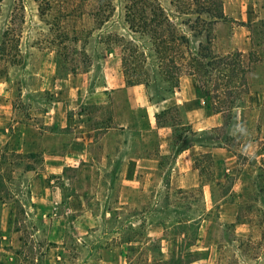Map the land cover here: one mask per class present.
<instances>
[{
    "label": "rangeland",
    "instance_id": "1",
    "mask_svg": "<svg viewBox=\"0 0 264 264\" xmlns=\"http://www.w3.org/2000/svg\"><path fill=\"white\" fill-rule=\"evenodd\" d=\"M156 1L170 8L172 0ZM221 1L226 21L214 26L212 52L246 69L234 93L180 77L183 88L186 77L197 84L200 106L233 104L199 138L175 106L158 114L174 94L134 85L147 102L132 107L116 89L119 50L102 41L125 33L124 0H112L103 25L88 15L74 23L91 60L76 73L58 62L43 12L49 4L86 13L94 0H0V264H255V256L264 264V0ZM168 123L173 151L211 137L233 156V172L215 184L212 161L200 157V186L177 189ZM79 134L91 142L73 158L67 147Z\"/></svg>",
    "mask_w": 264,
    "mask_h": 264
},
{
    "label": "trees",
    "instance_id": "2",
    "mask_svg": "<svg viewBox=\"0 0 264 264\" xmlns=\"http://www.w3.org/2000/svg\"><path fill=\"white\" fill-rule=\"evenodd\" d=\"M94 2L93 9L86 13L80 6L62 10L51 9L49 4H46L48 8L43 12L44 22L49 30L56 33L55 43L58 42L62 50L59 55L62 60L58 58V62L66 64L72 73L91 65L90 58L81 51L83 48L77 46L85 38L84 30L75 28L74 23L88 15L103 25L109 22L115 11L112 0ZM51 10L58 12V19L53 17ZM121 10V26L125 33L108 36L107 41L102 42H106L109 50L118 48L126 87L144 84L147 89L153 88L157 95L172 93L178 87L180 77L188 75L197 79L201 89L208 88V92L227 93L232 90L234 93L238 88L234 84V77L240 76L242 80L246 69L241 60H233L231 53L218 56L212 52L214 26L226 21L221 0H172L170 8L162 7L156 0H124ZM68 28H71V34ZM191 38L196 41L192 43ZM1 51H6L5 44ZM216 80L220 82L216 83ZM232 105L231 102L217 100L212 104V109L214 113L231 112ZM178 124L184 129L188 128L181 122ZM166 125L174 132L173 124ZM217 130L213 128L211 132ZM184 140L175 155L191 145V141ZM206 143L220 146L211 137L206 139ZM203 157L211 161L209 155ZM255 257L254 263L257 264L259 259Z\"/></svg>",
    "mask_w": 264,
    "mask_h": 264
},
{
    "label": "crops",
    "instance_id": "3",
    "mask_svg": "<svg viewBox=\"0 0 264 264\" xmlns=\"http://www.w3.org/2000/svg\"><path fill=\"white\" fill-rule=\"evenodd\" d=\"M183 81L190 83L186 88H183L182 81L180 80L179 83L181 86L179 87V91L171 93L174 95L165 100H161L162 104L159 108L161 111L158 114L169 110V107L175 106V108L182 112V119L191 126L190 129L194 137L200 138L205 131H211L213 128L221 127L223 124L222 116L200 106L198 102L200 92L197 84L187 77ZM116 89L118 91H126L132 107L142 106L147 102L146 98L141 95L138 86L126 87L122 80V82L118 83ZM177 94L180 96L177 97ZM163 129H168V137H170L168 139L171 142L173 129L167 125H164ZM87 138L88 136L86 134L83 136L79 134V137L74 139L67 147V154L73 158H82L86 147L85 145L91 142V139L86 140ZM170 142H168V153L172 157L176 156V161L172 167L174 171L172 181L177 189L188 190L200 186L201 172L195 161L205 155H209L212 161L213 182L215 184H220L227 176L226 173L231 174L233 172V156L223 147L211 146L205 141H191V145L188 148L175 155L176 150L173 151L174 145ZM60 197L61 195L58 192L54 201L58 202Z\"/></svg>",
    "mask_w": 264,
    "mask_h": 264
}]
</instances>
